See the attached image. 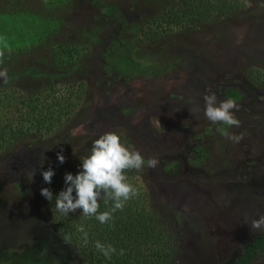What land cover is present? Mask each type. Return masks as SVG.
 <instances>
[{
	"label": "rangeland",
	"instance_id": "374dc122",
	"mask_svg": "<svg viewBox=\"0 0 264 264\" xmlns=\"http://www.w3.org/2000/svg\"><path fill=\"white\" fill-rule=\"evenodd\" d=\"M230 2L231 8L199 26L137 42L124 57L130 70L111 68L107 75V44L120 39L129 45L136 37L132 24L147 26L166 0H0V32L10 29L12 36L0 34V70L47 73L51 43L85 42L82 30L95 28L99 42L70 72L87 85L79 107L88 114L69 127L67 141L115 132L145 160L158 159L157 167L145 166L134 176L173 235V264H231L264 232L250 229L251 220L264 215V0ZM34 20L55 24L49 41ZM36 77L41 74L27 82ZM228 88L239 91L238 128L212 124L203 115V96L214 94L219 103ZM85 119L87 127L81 125ZM225 129L242 138L228 139ZM67 141L61 132L41 139L27 134L0 150V264H81L56 235L35 190L39 166L56 160ZM192 147L201 151L195 163L186 158ZM248 264H264V250Z\"/></svg>",
	"mask_w": 264,
	"mask_h": 264
},
{
	"label": "trees",
	"instance_id": "16d2710c",
	"mask_svg": "<svg viewBox=\"0 0 264 264\" xmlns=\"http://www.w3.org/2000/svg\"><path fill=\"white\" fill-rule=\"evenodd\" d=\"M232 6L230 0H178L173 4L166 0V5L161 12L146 21L147 26L132 24L129 32L136 37L129 38V45L120 39H114L107 44L104 48L105 74L108 75L111 68H117L121 72L129 71V63L124 57L134 50L133 45H137V42L142 43L143 39L153 42L161 36H167L173 30H188L190 26H199L217 12H223L225 8ZM11 16L14 20L15 15ZM33 24L45 32L44 35L48 34L46 37L48 41L50 36L56 33L54 28L57 27L54 23H49L52 25L51 28L47 27L49 24L46 22L34 20ZM52 29L53 32L49 34ZM9 31L10 29L4 30L0 34L7 35ZM94 32L95 28L93 31L82 30L80 36L84 37L85 42L68 40L51 43L49 66L52 69L47 73L43 70L37 71L41 77H36L35 83L27 82L30 80L29 76L37 74L32 69L26 70L27 72L7 71L8 83L6 84L1 78L0 150L18 142L27 134L37 135L41 139L55 132H61L62 139L67 141L69 127L80 118L87 117L88 113L79 107L87 95V85L84 86L79 77L70 72L72 69L76 71V63L79 60L82 61L89 48L99 42ZM9 35L12 37L11 34ZM38 37L35 35L31 39L35 40ZM41 41L37 40L35 43L41 44ZM8 44L12 45V40ZM11 48L5 50L8 51ZM226 95L234 100L237 98V95L231 91H228ZM118 135L121 143L126 146L123 137ZM97 138L98 136L91 135V137L78 138L76 141H67L62 147V155L65 157L62 164L56 156V160L47 161V164L39 166L35 176V190L40 205L50 210L49 222L56 228V235L73 250L81 264H173L175 255L173 235L168 233L169 230L165 224L159 222L160 218L157 217L155 208L148 205L147 192L134 176L138 170H127L125 175L127 182L133 185L139 194L128 200L123 210H117L108 224H101L95 217H85L80 211L64 216L55 209V197L49 202L40 194L42 188L50 189L53 196L63 190L65 174L76 175L82 170L81 160L90 154L93 141ZM200 152L193 151L194 159L200 157ZM49 168L55 174L51 178V183H46L41 172ZM98 202L100 203L99 212L109 211L113 203L109 200L105 204L103 199ZM81 226L88 233L87 244L81 239L82 234L77 231ZM65 236H70L71 239L65 240ZM97 241L104 245H112L117 250V254H113L111 259H106L95 248ZM121 249L124 250V255H118ZM263 250L264 232L252 237L231 264H248L256 253ZM27 264L46 263L37 261Z\"/></svg>",
	"mask_w": 264,
	"mask_h": 264
},
{
	"label": "clouds",
	"instance_id": "9594fccd",
	"mask_svg": "<svg viewBox=\"0 0 264 264\" xmlns=\"http://www.w3.org/2000/svg\"><path fill=\"white\" fill-rule=\"evenodd\" d=\"M3 56L4 53L0 51V63ZM0 78H3L5 84L8 83L7 69L0 70ZM203 100V115L212 124L222 123L228 128L240 126V121L234 115V112L239 110V105L234 99L229 98L218 103L214 94H205ZM222 134L237 143L242 138L226 129L222 130ZM57 159L62 164L65 157L57 153ZM158 164L157 158L145 160L138 150L123 145L118 134L105 132L93 141L90 154L81 160L82 170L76 175L65 174L63 190L53 196L50 189L42 188L40 194L49 202L55 197V209L64 216L79 210L85 217H95L101 224H108L117 210H123L126 202L139 194L138 190L127 182L125 172L132 169L139 171L145 166L155 168ZM54 174L51 168L41 172L46 183H51ZM101 199L105 204L109 200L113 202L109 211H98L100 208L98 201ZM250 229L264 231V215L252 219ZM77 231L82 234L81 239L87 244L88 233L83 226ZM70 239V236H65V240ZM95 248L106 259H111L113 254H117V250L110 244L104 245L97 241ZM118 255H124V250L121 249Z\"/></svg>",
	"mask_w": 264,
	"mask_h": 264
},
{
	"label": "flooded vegetation",
	"instance_id": "af4514ba",
	"mask_svg": "<svg viewBox=\"0 0 264 264\" xmlns=\"http://www.w3.org/2000/svg\"><path fill=\"white\" fill-rule=\"evenodd\" d=\"M228 91L234 92V93L237 95L236 100L239 99V97H240V96H239V91H237L236 89H229V88L226 89V90L223 92V96H224L225 99H229V98L227 97V95H226V93H227ZM185 92H188V93H187L188 95H189V93H191V92H189V91H185ZM178 95L183 96L182 93H180V94H178ZM171 97H172V96H171ZM183 97H184V96H183ZM175 99L177 100V98H174V100H175ZM182 99H183V98H181L180 101L177 100V104H178V105L181 104V103H183V102H182V101H183ZM236 100H235V101H236ZM128 104H129V103H128ZM128 104H127V102H126V103L124 102L122 112H123V111H125V112L128 111V107H129ZM145 104H146V102H145ZM196 104H197V102H196ZM197 105H198V104H197ZM129 108H130V107H129ZM178 110H179V111H183L182 113H184L186 116H188L189 110H188L187 108H185V107H178ZM130 111H131V110H130ZM191 111H193V109H191ZM118 112H120V111H118ZM93 115L96 117V112H94V113L92 114V117L90 118V120H91L90 122H92V121L95 119V117H94ZM103 115H105L104 112H103ZM95 120H96V119H95ZM90 122H89V119H88V120L85 119L84 122H82L81 125H82L83 127H87V126H89ZM198 150H199V149L194 148V147L190 148L189 151H188V153L186 154V158L188 157V159H189V160H187V161H190V162H193V163L197 162V161L199 160L200 157H199L198 159H197V158L194 159L192 153H193V151H198ZM199 151H200V150H199ZM248 152H249V151H246V153H248ZM200 154H201V153H200ZM191 156H192V157H191ZM169 164H171V163H169ZM169 164H168V165H169ZM172 165H173V163H172ZM167 169H168V168H167ZM40 262H41V261H40ZM44 263H45V262H44ZM46 264H47V263H46Z\"/></svg>",
	"mask_w": 264,
	"mask_h": 264
}]
</instances>
